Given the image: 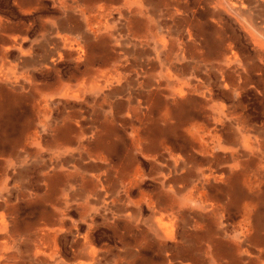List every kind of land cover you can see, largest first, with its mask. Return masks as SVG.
I'll use <instances>...</instances> for the list:
<instances>
[{
    "label": "rangeland",
    "instance_id": "374dc122",
    "mask_svg": "<svg viewBox=\"0 0 264 264\" xmlns=\"http://www.w3.org/2000/svg\"><path fill=\"white\" fill-rule=\"evenodd\" d=\"M0 264H264V0H0Z\"/></svg>",
    "mask_w": 264,
    "mask_h": 264
},
{
    "label": "bare ground",
    "instance_id": "6f19581e",
    "mask_svg": "<svg viewBox=\"0 0 264 264\" xmlns=\"http://www.w3.org/2000/svg\"><path fill=\"white\" fill-rule=\"evenodd\" d=\"M54 27V26H53ZM54 29V28H53ZM54 31H55V29H54ZM53 31V32H54ZM55 35V34H54ZM50 38V37H49ZM63 40V39H62ZM58 43V42H57ZM48 53V52H47ZM50 53H52V52H50ZM51 55V54H50ZM50 59V58H49ZM34 62V61H33ZM52 63V62H51ZM35 89V88H34ZM65 173V172H64ZM62 174V173H61ZM60 174V175H61ZM62 176V175H61ZM75 181V180H74ZM74 183V182H73ZM72 183V184H73ZM208 207V206H207ZM166 209V208H165ZM112 211V210H111ZM169 211V210H168ZM180 212V211H179ZM165 213V212H164ZM216 220V219H215ZM193 222V221H192ZM149 224H151V222L149 223ZM153 224H155V223H153ZM197 224V223H196ZM152 225V224H151ZM158 225V224H157ZM190 225V224H189ZM155 226V225H154ZM4 227V226H3ZM181 227V226H180ZM187 227V226H186ZM155 228V227H154ZM192 228V227H191ZM151 229V228H150ZM156 230V229H155ZM196 230V229H195ZM214 234V233H213ZM157 236H159V237H162L163 236V233L161 232V231H157ZM163 238V237H162ZM139 245V244H138ZM212 245V244H211ZM129 255V254H128Z\"/></svg>",
    "mask_w": 264,
    "mask_h": 264
},
{
    "label": "crops",
    "instance_id": "0c3cea01",
    "mask_svg": "<svg viewBox=\"0 0 264 264\" xmlns=\"http://www.w3.org/2000/svg\"><path fill=\"white\" fill-rule=\"evenodd\" d=\"M34 61V62H33ZM30 63L33 65L35 63H37V61L35 59L31 60ZM66 135V133H64V136ZM65 138L67 139V137L65 136Z\"/></svg>",
    "mask_w": 264,
    "mask_h": 264
}]
</instances>
